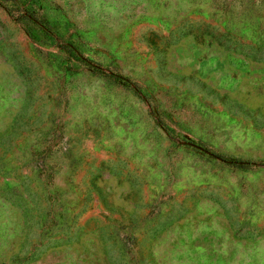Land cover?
Segmentation results:
<instances>
[{"label":"rangeland","instance_id":"obj_1","mask_svg":"<svg viewBox=\"0 0 264 264\" xmlns=\"http://www.w3.org/2000/svg\"><path fill=\"white\" fill-rule=\"evenodd\" d=\"M0 264H264V0H0Z\"/></svg>","mask_w":264,"mask_h":264},{"label":"trees","instance_id":"obj_2","mask_svg":"<svg viewBox=\"0 0 264 264\" xmlns=\"http://www.w3.org/2000/svg\"><path fill=\"white\" fill-rule=\"evenodd\" d=\"M20 15L22 17H26V18L32 17V14L29 10H24V11L21 10ZM55 41H57V38H55ZM57 43H58V46H60L61 48L72 51V48H70V47H72L71 45L68 47L66 44L63 45L60 42H57ZM84 60L87 61L88 63H91V62H89V60L87 58H84ZM112 75H114V79L117 80L118 82H120L124 85H129L130 81L127 78H125L119 74H112ZM231 163L244 166V164H246V161L234 158L231 160Z\"/></svg>","mask_w":264,"mask_h":264},{"label":"water","instance_id":"obj_3","mask_svg":"<svg viewBox=\"0 0 264 264\" xmlns=\"http://www.w3.org/2000/svg\"><path fill=\"white\" fill-rule=\"evenodd\" d=\"M196 146V145H195ZM197 147H200V146H197Z\"/></svg>","mask_w":264,"mask_h":264}]
</instances>
